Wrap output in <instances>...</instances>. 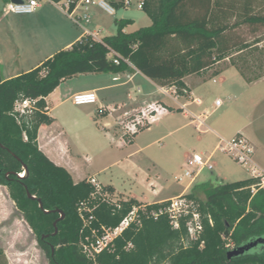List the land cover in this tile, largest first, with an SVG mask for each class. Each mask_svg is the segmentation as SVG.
I'll use <instances>...</instances> for the list:
<instances>
[{
    "label": "trees",
    "instance_id": "trees-1",
    "mask_svg": "<svg viewBox=\"0 0 264 264\" xmlns=\"http://www.w3.org/2000/svg\"><path fill=\"white\" fill-rule=\"evenodd\" d=\"M143 1L149 26L125 32L130 20L115 19L113 35L95 40L83 33L69 48L11 78L4 79L0 70V185L7 188L15 207L36 234L48 264H264V241L241 255L227 257L228 244L237 247L256 238L264 240V187L259 176L194 186L203 196L199 206L205 215L201 246L200 241L182 245L184 220L179 228H173L166 215L154 219L139 210V226L130 224L93 258L82 251L90 229L82 222L80 202L91 208L89 226L98 229V234L100 226H117L132 205L142 204L135 198L117 203L98 194L92 198L95 188L88 178L74 182L64 167L46 157L36 142L38 127L52 121L44 111L45 96L62 80L77 74L123 72L130 66L125 60L158 86L173 87L178 95L186 93L185 76L199 74L225 59H231L247 80L264 74V38L248 42L236 33L243 25H264V0ZM259 5L262 12L254 10ZM261 41L263 45L258 48L256 44ZM24 97L37 99L36 109L18 124L13 105ZM102 190L112 193L113 187L102 185ZM27 192L35 198L28 197ZM186 195L198 199L194 190ZM159 205L152 202L146 208ZM0 264H6L1 251Z\"/></svg>",
    "mask_w": 264,
    "mask_h": 264
},
{
    "label": "crops",
    "instance_id": "crops-1",
    "mask_svg": "<svg viewBox=\"0 0 264 264\" xmlns=\"http://www.w3.org/2000/svg\"><path fill=\"white\" fill-rule=\"evenodd\" d=\"M127 9L128 8H116L115 12L112 14H116V16L112 21L114 23L115 19L130 20V23L126 25L123 30L125 32H133L140 27L135 28L133 31L127 30L128 27L137 24L136 18L129 15ZM99 10V8L94 6L88 8L87 11L90 14V21L91 17H102L103 14L100 13ZM144 14L147 19L150 20L145 12ZM63 19L66 20L67 18ZM91 24L92 23L89 22L85 25L86 30L97 33L98 38L108 36H100V32L105 30L102 21ZM53 26H55V34H53V38L47 36L46 38L41 39V43L38 45L37 49L39 57L35 58L33 63H31L33 65L22 67L19 62H15L14 64L16 65L13 64V66L10 64L11 66L7 67L5 52L2 53L0 51V70L4 79L14 77L23 71L34 68L41 61L52 56L55 52L69 48L71 44L85 32V30H83L77 35L68 27ZM146 26L149 25L146 24ZM256 45L258 48H261L263 41ZM233 60L236 61V58ZM251 60L253 61V59ZM263 66L262 69H264ZM230 68L235 69L236 74H232L231 85L237 92L236 98L238 107L243 104V112L241 111L239 114L235 115L237 118L231 119L230 117L225 116L223 121L214 122L213 127L206 122L211 111L206 107H203L204 100L200 95L198 96L194 90L202 84L207 72H210L212 76L218 74L217 80L214 77L212 78L214 83L218 81H220L221 84L224 83L226 80L224 73ZM142 78L145 79V81H148L149 84L153 85V88L147 87L145 92H143L140 85V80ZM183 82L187 88L186 93L175 97L173 94L174 89L172 87L158 86L154 81L141 74L132 65L123 72L82 73L64 79L52 92L44 97V111L52 118V121L50 123H43L38 127L36 135L38 148L53 163L64 167L70 173L74 182L94 177L100 184L111 185L114 190H116L113 183H109V181L103 183V181L98 179L97 176L102 172H105L111 167V165L121 164L122 166L123 161L126 160L131 153L121 159H114L111 163H102L103 161L100 159V162H94L92 157L88 155V153H85L84 161L86 164H82V162L79 161V151L86 149L83 147L82 143H84L85 140L87 143L91 142L95 145L102 144L100 147H103V150L105 151L113 149V144V147H116V149L117 147L124 146L125 143L134 144L139 130L133 135L126 134L123 126L124 123L131 121L135 117L140 118V111L145 110L146 106L149 104H160L165 106L168 111L160 114L159 118L153 123L160 122L169 117L174 110L182 113L187 120L184 124L168 131V134L186 128L189 125L193 126L195 131L200 134L212 132L217 140L219 137L230 138L238 132H243L254 145L252 163L256 168V171H248V177H255L259 174L264 176V74L260 75L258 78L247 80L232 63L231 59H225L215 63L211 68H208L199 74L185 76ZM82 91L95 92L98 99L97 103L83 105L74 104L71 101L72 96ZM171 94H173V96ZM192 98H198L200 104L192 102ZM216 99H218V97H216L214 101ZM214 101L211 103V106L213 107L212 110L215 111L218 107L223 105V101L221 100V105L218 107L214 105ZM184 104L186 105V110L181 108ZM190 114L199 115L200 118L204 120L205 125L201 127L203 130L202 132H199L196 129V122H191ZM254 116L257 117L253 118ZM151 125L146 129H149ZM125 136L128 137L126 141L124 138ZM183 137L180 138V140H183ZM179 142L180 143L177 144L181 146L182 143L181 141ZM146 147H148V145L138 147L134 152L144 150ZM255 153H258L259 158L255 159ZM187 156L188 155L185 153L183 161H185ZM144 175V177L138 178L141 188L145 189L153 196H159L161 191L160 187L157 186L155 179L153 177L151 178L150 173L145 172ZM181 193H183V191L177 195ZM126 194L139 201L146 199L144 197V192H141L140 195H136L129 191ZM169 198H171V196L159 197L158 199H154L153 202H160Z\"/></svg>",
    "mask_w": 264,
    "mask_h": 264
},
{
    "label": "rangeland",
    "instance_id": "rangeland-1",
    "mask_svg": "<svg viewBox=\"0 0 264 264\" xmlns=\"http://www.w3.org/2000/svg\"><path fill=\"white\" fill-rule=\"evenodd\" d=\"M5 2V0H0V51L2 53L5 52L7 67L15 62H19L22 67L33 65L31 63H33L35 58L39 57L37 49L41 39L47 36L53 38V34H55V26L53 25L68 27L77 35L83 31L81 27L73 24L53 4L45 3L31 14H5L3 12ZM127 10L129 15L136 18L137 23L135 26L128 27V31H133L137 27H144L146 24L150 25L151 21L147 19L142 9L131 7ZM254 10L262 12L263 8L259 5ZM99 12L103 14L102 17H91L90 22L93 24L94 22L102 21L105 30L100 32V36L115 34L116 26L112 19L116 14L111 16L101 10ZM63 18H67V21ZM236 33L241 39L252 42L256 37L264 38V25H243L236 30ZM253 54L258 56L256 51ZM233 73H235L234 68L228 69L224 73L226 80L221 84L220 81L216 83L212 81L213 77L216 80L218 79V74L212 76L210 72H207L202 84L194 90L204 100L203 107L211 111L206 120L210 126L214 127V122L223 121L225 116L231 119L237 118L235 115L241 111L243 112V104L238 107L237 92L231 85ZM140 81L143 92H145L147 87L153 88V85L149 84L145 79L142 78ZM173 94L171 95L173 96ZM216 97L223 101V105L214 111L211 103ZM255 117L257 116L253 118ZM185 122L187 120L183 114L174 110L172 115L160 122L153 123L149 129L140 127L134 144L125 143L124 146L117 147V149L113 147V144V149H108L107 151L100 147L102 144L95 145L84 140L82 145L86 149L79 151V161L82 164H86L84 161L85 153H88L94 162H98L100 159L103 161L102 163H111L114 159H121L131 153L123 161L122 166L121 164L111 165L105 172L97 176L103 183L109 181L116 188V190L113 188L112 193L107 192L109 200L113 203L134 198L126 194L129 191L136 195L144 192L146 199L140 200V202L142 205H146L159 197H174L181 191L189 193L194 190L198 198L196 201L200 206L203 196L194 189L195 185L206 181L217 184L242 180L249 176V172L245 165L236 162L232 157L216 148L218 140L212 132L200 134L195 131L193 126L189 125L186 128L168 134V131ZM181 136H184L183 140H180ZM124 138L125 141L128 139L127 136ZM179 141L182 143L181 146L177 144L180 143ZM144 145H148V147L134 152L136 148ZM203 152L212 156L211 160L214 162V168L212 170L202 169L193 179V184L189 178L177 180V177L182 173L185 153L190 155L191 153ZM256 158H259L258 153H255ZM260 161L263 162L262 160ZM145 172L150 173L151 178L153 177L157 186L160 187L159 196H153L141 188L138 178L144 177ZM201 215L204 218L205 215L202 213ZM181 243L186 247L192 242L183 237ZM228 246L229 249L234 247L232 244H228ZM0 251L6 259V264H48V258L44 250L39 246L36 234L28 225L23 214L15 207L7 188L3 185H0Z\"/></svg>",
    "mask_w": 264,
    "mask_h": 264
},
{
    "label": "built area",
    "instance_id": "built-area-1",
    "mask_svg": "<svg viewBox=\"0 0 264 264\" xmlns=\"http://www.w3.org/2000/svg\"><path fill=\"white\" fill-rule=\"evenodd\" d=\"M49 3L57 6L73 24L81 27L85 30L84 33L90 34L93 39L99 40L97 33L89 32L86 30V24L90 22V14L88 13L89 7H97L106 14L112 15L116 10V5L120 8H131L136 7L137 9H142L144 1L143 0H20V2H14L12 0H7L3 7V12L16 13V14H30L35 12L43 4ZM112 54H114L112 52ZM111 54V55H112ZM118 56L114 59V62H118ZM129 65H131L127 60H125ZM173 88V87H172ZM174 89V88H173ZM185 92V91H184ZM175 97H178L174 90ZM97 96L93 91H82L74 94L71 101L76 105L83 104H96ZM37 99L32 98H20L17 99L13 105V115L18 124H21L22 119L28 120L36 109ZM192 102L200 104L198 98H192ZM216 107L221 105V100L218 98L214 101ZM181 108L186 110V105H182ZM103 110V109H102ZM168 109L160 104L146 106L145 110L140 111V118L135 117L131 121L124 123V129L126 134L133 135L136 133L140 127H149L155 120H157L162 113H166ZM191 122H196V129L202 132V126L205 125L204 120L200 118L199 115L190 114ZM24 140L27 139L25 132H23ZM216 148L230 157H232L236 162L245 165L249 172L256 171L253 166L252 157L254 154V145L250 139L243 133L238 132L230 138H218V143ZM211 155H206L203 153H191L188 155L184 161L182 173L177 177V180H183L184 178H189L192 183L193 179L199 174V172L206 168L212 170L214 168V162L211 160ZM19 173L18 176H22ZM260 177V185L264 186V176L258 175ZM88 181L94 186L95 191L92 194V198L95 195H101L106 201L109 200V195L106 191L102 190V185L96 181L94 177L88 178ZM110 201V200H109ZM160 205L156 209H147L146 205H132L131 209L127 214L121 219L119 224L113 228H106L100 226V234H98V229L89 226L93 220V215L91 214V208H89L86 202H80L78 210L82 219L83 224L87 225L90 229V235L85 238L82 243V251L86 256L93 258L95 255L99 254L104 249L108 248L112 241L120 235L125 228L130 224L134 223L136 225L141 224V219L138 215L139 210H141L145 216L153 217L156 219L159 215H166L170 221L173 228H179L181 220L185 222L186 235L185 238L191 242L200 241L201 246L203 240H201V235L203 232V218L199 210V203L186 195V193H181L167 200L159 202ZM83 211L89 213L88 217L83 215ZM208 221L211 224L212 220L208 216ZM131 244L128 243L127 247Z\"/></svg>",
    "mask_w": 264,
    "mask_h": 264
},
{
    "label": "water",
    "instance_id": "water-1",
    "mask_svg": "<svg viewBox=\"0 0 264 264\" xmlns=\"http://www.w3.org/2000/svg\"><path fill=\"white\" fill-rule=\"evenodd\" d=\"M12 1L20 2V0H12ZM27 196L32 198V199L35 198V196L31 195L29 192H27ZM39 206L41 207V205H39ZM54 225H55V223H54ZM55 232H56V229H55L54 233ZM263 241L264 240H261V238H256L255 240L249 241V242H247L245 244H242L240 246H237V247H234L232 249H229L227 251V257L231 258L233 256L241 255L244 252L248 251L251 247L255 246L257 243L263 242ZM52 250H53V247H52Z\"/></svg>",
    "mask_w": 264,
    "mask_h": 264
}]
</instances>
